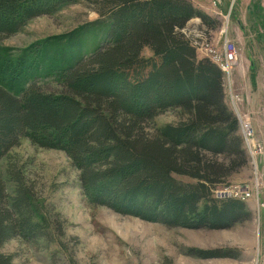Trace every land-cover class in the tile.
I'll return each mask as SVG.
<instances>
[{"label": "trees", "instance_id": "16d2710c", "mask_svg": "<svg viewBox=\"0 0 264 264\" xmlns=\"http://www.w3.org/2000/svg\"><path fill=\"white\" fill-rule=\"evenodd\" d=\"M77 1L98 18L0 57V160L21 139L62 151L92 203L169 227L225 228L247 215L242 201L213 195L247 164L223 75L177 31L215 19L190 0H0V36ZM85 36L98 37L80 52ZM168 109L177 122L156 125ZM12 184L0 169V248L47 243L58 226L49 231L31 190Z\"/></svg>", "mask_w": 264, "mask_h": 264}, {"label": "rangeland", "instance_id": "374dc122", "mask_svg": "<svg viewBox=\"0 0 264 264\" xmlns=\"http://www.w3.org/2000/svg\"><path fill=\"white\" fill-rule=\"evenodd\" d=\"M190 1L216 22L211 28L192 18L188 29L194 33L195 26L201 34L190 37L195 41L203 38L204 44L218 50L226 39L234 48L231 88L239 96L240 114L250 120L255 140L264 149V0ZM97 18L92 7L82 1L52 15L35 17L18 32L0 36V57L48 37L77 31ZM97 37L80 39V52L89 51ZM197 55L205 57L203 53ZM177 119V112L168 109L159 113L154 123L175 124ZM245 153L246 166L231 177L228 185L216 188L214 198L219 199V190L234 185L252 186L255 193L254 185L259 183L260 200H264V153L258 158L257 174ZM0 169L12 186L19 182L31 190L32 205L38 211L36 219L43 218L49 231L55 223L58 226L47 243H29L17 237L4 243L0 254L8 264H255L258 251L253 198L242 201L247 215L225 228L169 227L92 203L89 193L80 186L78 172L62 151L40 148L21 139L0 160ZM205 251H215L216 255L201 256Z\"/></svg>", "mask_w": 264, "mask_h": 264}, {"label": "built area", "instance_id": "2783aa9c", "mask_svg": "<svg viewBox=\"0 0 264 264\" xmlns=\"http://www.w3.org/2000/svg\"><path fill=\"white\" fill-rule=\"evenodd\" d=\"M217 1V0H215ZM226 18L225 14H221ZM190 22V21H188ZM187 22V23H188ZM187 27V29H185ZM189 26L186 24L184 27L178 29L177 31L184 37L188 38L191 43L196 48L197 53H203L206 58H208L213 64H215L223 75V88L225 91V96L228 99L229 105L236 117L239 131L241 134L242 144L244 149L248 154V159L252 165L254 172L257 174L258 170V158L264 153L263 145L255 140L254 128L252 123L248 118L242 116L239 112L237 106L239 102V96L235 94L231 88V66L235 61L234 48L226 39H224L221 49H216L214 46L209 44H204L203 38H198L195 41L192 37L193 34H201L198 28L193 26V32L188 29ZM224 28L222 27V30ZM255 193L253 192V187L249 185H234L227 189L219 190L217 193V198H234L239 201H247L249 199L256 200L255 207V223H256V245H257V256L255 264H264V200H260L259 194V183L255 185Z\"/></svg>", "mask_w": 264, "mask_h": 264}]
</instances>
